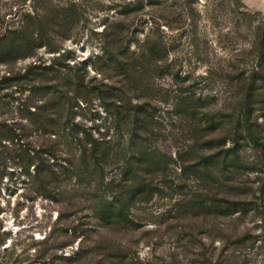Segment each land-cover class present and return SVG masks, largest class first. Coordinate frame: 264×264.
I'll list each match as a JSON object with an SVG mask.
<instances>
[{
    "label": "trees",
    "instance_id": "1",
    "mask_svg": "<svg viewBox=\"0 0 264 264\" xmlns=\"http://www.w3.org/2000/svg\"><path fill=\"white\" fill-rule=\"evenodd\" d=\"M132 4L133 10H140L144 1ZM56 11L51 16L50 12L38 17L35 14L34 19L25 13L17 26L0 32V64L5 66L0 71V145L19 151L15 164L24 186L57 209L49 231L40 239L32 238L37 245L33 252L23 254L14 243L4 245L5 237L0 235V264L41 263L51 255L49 250H61V258L72 259L69 264H82L87 253L83 242L71 254L63 253L78 236L73 217L79 202L88 209L89 220L103 216L106 228L119 218H124L123 225L134 224L132 208L149 200L160 186H168V170L179 168L184 178L190 173L206 183L202 188L196 186L191 195L183 193L181 201L188 209L207 200L218 201L217 191L234 185H228V177L219 172L239 167L246 143L264 157V67L248 74L242 69L231 76L236 78L237 93L228 109H212L208 99L179 87L173 99L164 90L158 101L153 96L155 78L165 74L177 80L180 77L181 60L171 53L174 40L165 36L159 22L142 38L133 37L128 33L131 24L124 21L126 11L122 10L102 30L101 53L95 56L99 61L92 63L102 78L96 85H89L81 72H87V62L74 68L68 60L73 57L70 50H60L58 39L45 35L48 21L43 17L55 19L53 25L68 29L75 6L67 0ZM191 12L186 8V14L181 11L179 16L186 18ZM261 35L258 27L257 37ZM263 37L259 55H264ZM42 46L58 52L50 62L38 56L23 67L15 66L14 60L36 55ZM90 94L99 99L107 123L101 128L85 127L81 138L75 107L78 98L87 102ZM157 101L171 102L173 115L167 118L171 128L182 135L174 158L156 144L159 136H164V119L158 113ZM228 140L231 143L227 145ZM200 147L209 152L199 153ZM183 184L180 188L185 187ZM238 202L245 212L247 202ZM94 224L95 230L89 225L94 236L87 228L86 233H80L81 240L85 236L94 241L93 253L85 264H162L154 253L146 258L131 256L128 247L103 235V225Z\"/></svg>",
    "mask_w": 264,
    "mask_h": 264
},
{
    "label": "rangeland",
    "instance_id": "2",
    "mask_svg": "<svg viewBox=\"0 0 264 264\" xmlns=\"http://www.w3.org/2000/svg\"><path fill=\"white\" fill-rule=\"evenodd\" d=\"M66 1L0 0V32L17 26L25 13L31 14L32 19L35 14L37 17L46 12H50V16L57 14L56 10ZM135 1L72 0L75 11L71 13L70 27H57L51 22L55 19L43 17V21H48L45 35L57 38L60 50H70L73 57L68 60L74 68L86 61L87 72L84 69L81 72L85 74L87 84L96 85L97 79L102 77L93 64L99 61L95 56L101 53L102 30L115 20L113 17L126 11L124 21L131 24L128 33L136 38H142L155 22H159L165 36L174 40L171 53L179 57L181 64L178 80L167 74L155 78L154 99L159 101L164 90H168L173 99L179 87L208 99L212 109H228L236 97V78L231 79V76L242 69L248 74L252 69L264 67V55H259V40L264 36V0H150L149 4V0H143V8L133 10L132 2ZM186 8L192 9L191 14L180 17L181 11L186 14ZM258 27L262 34L260 39ZM57 53L42 46L36 55L14 60V64L23 67L38 56L48 63ZM4 67L0 64V71ZM158 103V113L164 119L161 125L164 136H159L156 144L174 158L176 144L181 142L182 135L171 128L170 118H167L173 115L171 102ZM78 104L75 121L79 137L84 136L81 130L85 127L98 125L101 128L107 123L105 111L95 94H90L87 102L78 98ZM255 113L259 114L258 111ZM258 121H262V116ZM230 143L228 140L227 145ZM198 151L209 152L203 147ZM242 151L245 156L237 169L234 166L220 169V175L228 177V185H234L219 189L218 201L207 200L185 208L181 201L183 193L191 195L196 186L202 188L206 183L190 173L184 178L178 168L168 170L167 187L160 186L161 190L149 200L138 202L132 208L134 224L123 225L124 218H119L117 223L108 224L106 228L101 220L103 216L89 220L88 209L79 202L73 217L78 236L74 244L63 249V253L71 254L81 241L87 251L81 260L85 264L93 253L94 241L85 236L81 240L80 233H86L87 228L94 236V223H97L103 225L104 236L109 235L116 244L128 247L131 256L146 258L154 253L162 264H264V191L260 189L264 186V157L256 153L251 143H246ZM18 154L19 151L10 146L0 145V235L5 237L4 245L14 243L18 252L28 254L37 246L32 238L40 239L45 231H49L57 209L51 207L49 201L35 197L33 190L24 186L20 168L15 164ZM181 184L185 187L180 188ZM240 199L248 204L245 212L240 210ZM30 242L32 245L27 251L25 247ZM60 251L49 250L51 255L37 264L72 262V259L61 258Z\"/></svg>",
    "mask_w": 264,
    "mask_h": 264
}]
</instances>
